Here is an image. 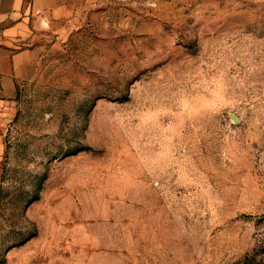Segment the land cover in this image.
Instances as JSON below:
<instances>
[{"label":"rangeland","instance_id":"374dc122","mask_svg":"<svg viewBox=\"0 0 264 264\" xmlns=\"http://www.w3.org/2000/svg\"><path fill=\"white\" fill-rule=\"evenodd\" d=\"M0 106V264H264V0H56Z\"/></svg>","mask_w":264,"mask_h":264},{"label":"crops","instance_id":"0c3cea01","mask_svg":"<svg viewBox=\"0 0 264 264\" xmlns=\"http://www.w3.org/2000/svg\"><path fill=\"white\" fill-rule=\"evenodd\" d=\"M55 7L56 0H0V106L16 93L23 55L18 42L24 38L31 16L50 14Z\"/></svg>","mask_w":264,"mask_h":264},{"label":"trees","instance_id":"16d2710c","mask_svg":"<svg viewBox=\"0 0 264 264\" xmlns=\"http://www.w3.org/2000/svg\"><path fill=\"white\" fill-rule=\"evenodd\" d=\"M261 253L264 254V240L257 246V249L252 254H250V259L256 260L257 256ZM261 259L263 261L264 256H261Z\"/></svg>","mask_w":264,"mask_h":264}]
</instances>
